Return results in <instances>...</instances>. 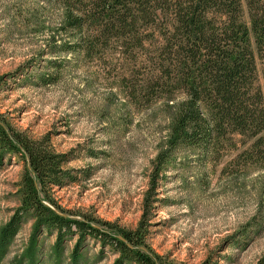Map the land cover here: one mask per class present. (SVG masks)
<instances>
[{
    "label": "rangeland",
    "instance_id": "1",
    "mask_svg": "<svg viewBox=\"0 0 264 264\" xmlns=\"http://www.w3.org/2000/svg\"><path fill=\"white\" fill-rule=\"evenodd\" d=\"M64 12L60 0H0V124L10 136L67 155L63 169L76 177L46 195L34 184L41 204L117 239L137 234L136 249L158 264H259L264 153L261 159L245 153L254 141L227 130L204 144H181L157 171L175 113L188 99L167 79L152 82L168 66L164 53L163 71L154 66L162 35L139 26L143 42L135 48L131 34L65 30ZM240 13L250 29L248 0H240ZM249 38L264 98V61L252 32ZM26 168L25 152L0 154V231L21 215L0 264H72L77 237L56 252V231L36 229L39 216L23 210L24 193L32 190ZM119 259L112 247L88 238L77 264Z\"/></svg>",
    "mask_w": 264,
    "mask_h": 264
},
{
    "label": "trees",
    "instance_id": "2",
    "mask_svg": "<svg viewBox=\"0 0 264 264\" xmlns=\"http://www.w3.org/2000/svg\"><path fill=\"white\" fill-rule=\"evenodd\" d=\"M60 1L65 5L62 20L65 30L81 32L86 26L85 30H89L92 37L95 34L91 31L115 37H131V34L135 48L142 47L143 42L137 35L139 26L158 29L159 36L162 35L161 41L164 42L154 51V66L163 71V53L168 66L161 79L155 77L152 82L163 85V80L167 79L182 88L188 99L175 113L166 146L156 159L157 171H164L162 167L181 144L191 147L200 142L204 144L214 134L222 135L227 130L252 139L254 142L250 150H244L245 153H254L256 159L263 157L264 98L256 85V59L249 32L253 33L257 54L264 61V0H248L250 29L241 19L240 0ZM66 46L69 45L65 43L58 47L66 49ZM262 74L264 82V67ZM204 103H207V115L201 107ZM0 151L1 156L25 152L29 167L24 171L29 177L26 176L25 182H31L28 185L32 190L24 193L23 210H34L39 216L36 229L56 231V252L65 240L77 237L71 254L72 264L79 261L88 238L112 247L120 255L116 264H158L147 251L136 249L140 245L137 234L124 232L122 239H117L83 219L57 216L41 204L34 184L40 186L46 195L50 186L62 188L76 181L75 176L63 169L69 161L67 155L56 154L17 136H10L1 124ZM259 219L257 224L264 221V218ZM20 221L21 215L17 213L1 229L0 259L16 236ZM259 264H264V259Z\"/></svg>",
    "mask_w": 264,
    "mask_h": 264
},
{
    "label": "water",
    "instance_id": "3",
    "mask_svg": "<svg viewBox=\"0 0 264 264\" xmlns=\"http://www.w3.org/2000/svg\"><path fill=\"white\" fill-rule=\"evenodd\" d=\"M45 205H47L48 207H50L51 209H53V210H54V208H53V207H51V206H49L48 204H46V203H45Z\"/></svg>",
    "mask_w": 264,
    "mask_h": 264
}]
</instances>
